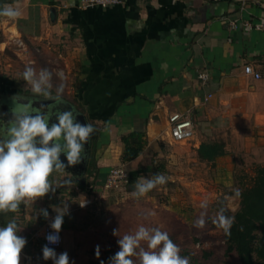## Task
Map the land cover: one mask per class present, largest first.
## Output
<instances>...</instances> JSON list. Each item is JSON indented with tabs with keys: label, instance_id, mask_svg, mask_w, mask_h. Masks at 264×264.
<instances>
[{
	"label": "crops",
	"instance_id": "crops-1",
	"mask_svg": "<svg viewBox=\"0 0 264 264\" xmlns=\"http://www.w3.org/2000/svg\"><path fill=\"white\" fill-rule=\"evenodd\" d=\"M78 2L0 0L22 13L16 20L0 17V120H8L18 93L42 100L22 80L25 66H32L62 71L64 94L76 99L64 97L65 104L96 129L82 180L70 167L54 173L51 179L59 185L54 193L21 205L17 213L0 214V226L17 219L19 234L43 258L42 228L55 217L53 209L67 203L62 243L54 250L66 251L70 264L89 247L117 248L118 190L105 187L111 168L124 166L129 181L151 169L152 158L166 159L169 169L185 151L221 180H233L238 172L251 176L256 164L264 165V0H123L104 8H80ZM232 21L263 25L232 30ZM245 65L260 78L246 75ZM201 71L209 77L204 85L197 79ZM59 83L54 75L53 92ZM186 111L194 134L181 153L171 146L167 118ZM132 131L143 132L146 144L137 158L123 163L121 137ZM203 142L221 143L224 154L213 162L200 160ZM69 179L73 183L65 184ZM40 209L48 210L49 219L38 215ZM96 210L100 222L93 225Z\"/></svg>",
	"mask_w": 264,
	"mask_h": 264
},
{
	"label": "clouds",
	"instance_id": "clouds-1",
	"mask_svg": "<svg viewBox=\"0 0 264 264\" xmlns=\"http://www.w3.org/2000/svg\"><path fill=\"white\" fill-rule=\"evenodd\" d=\"M21 14V9L15 4L0 5V17L16 20ZM54 75L60 83L55 85L53 92ZM22 80L34 97L52 103H41L35 107L33 100L18 93L11 98V118L6 122L0 120V214L3 215L17 213L21 205H33L38 199L54 193L59 185L54 186L53 174H64L67 168L82 163L85 146L96 131L91 123L79 122V114L74 109L61 108L65 104V76L62 71L57 70L54 74L48 68L37 71L32 66H25ZM69 175L72 176L71 173ZM169 179L163 173L140 176L133 182L132 196L139 200L158 186L165 185ZM64 183L71 184L73 179ZM84 206L85 202L81 204ZM53 210L56 215L50 223L53 231L46 236L48 244L59 243L68 205L64 203ZM38 215L49 219L47 209H40ZM150 215L153 213L146 214V218ZM233 222L232 217L223 214H218L214 221L226 233ZM194 226L203 228L205 220L200 218ZM20 232L15 217L5 226H0V264H21L27 239ZM113 235L119 236L118 231L113 230ZM119 237V251L109 258V264H190V258L182 256L179 245L159 227L140 224L134 232ZM42 255L45 261L52 260L53 264H70L66 251L58 255L47 244L42 248ZM95 255L97 258L100 256L99 245Z\"/></svg>",
	"mask_w": 264,
	"mask_h": 264
},
{
	"label": "rangeland",
	"instance_id": "rangeland-1",
	"mask_svg": "<svg viewBox=\"0 0 264 264\" xmlns=\"http://www.w3.org/2000/svg\"><path fill=\"white\" fill-rule=\"evenodd\" d=\"M64 97L76 102L73 95L63 94ZM174 145L178 147L177 152L185 146L184 142L171 144ZM187 153L185 151L181 159L173 160L169 169L166 168V159L152 158L158 168L161 166L160 170L154 172L148 165L140 176L163 173L170 179L145 197L137 200L132 196L133 182L138 177L129 179L126 187L118 190V235L134 232L140 224L159 227L179 245L181 255L190 258V264H238L234 253L225 255L223 229L217 227L214 221L220 214L217 209L219 203L222 202L230 212L238 209V184L249 176L238 172L233 180L231 177L221 180L211 174L207 165L193 163ZM148 213L153 215L146 218ZM92 214L91 222L97 225L100 222L99 212L96 210ZM200 218L205 220L203 228L194 226ZM92 241L99 243V239ZM99 248V258L95 255L96 246H92L84 254L75 255V264H109V258L119 251L118 244L115 251L105 252V247Z\"/></svg>",
	"mask_w": 264,
	"mask_h": 264
},
{
	"label": "trees",
	"instance_id": "trees-1",
	"mask_svg": "<svg viewBox=\"0 0 264 264\" xmlns=\"http://www.w3.org/2000/svg\"><path fill=\"white\" fill-rule=\"evenodd\" d=\"M123 163L137 158L142 152L146 141L144 133L132 131L121 137ZM198 158L213 162L216 157L224 154L223 145L217 142H203L197 149ZM152 169L158 168L152 161ZM253 174L239 182V206L234 212L225 209L221 202L217 206L220 214L232 217L234 222L230 231L223 230V239L226 245L225 255L234 253L238 264H264V165L256 164ZM132 176L131 178H135ZM129 185V184H128Z\"/></svg>",
	"mask_w": 264,
	"mask_h": 264
},
{
	"label": "built area",
	"instance_id": "built-area-1",
	"mask_svg": "<svg viewBox=\"0 0 264 264\" xmlns=\"http://www.w3.org/2000/svg\"><path fill=\"white\" fill-rule=\"evenodd\" d=\"M123 0H79L78 6L80 8L89 6H99V7H109L121 4ZM238 25L246 30L249 29H259L262 27L263 23L258 22L252 24L249 21H242L239 24L236 21L230 22V28L232 30L237 29ZM17 45L22 46L21 41L16 42ZM243 71L246 75L253 77L254 79L260 78V73L252 68L250 65H245ZM208 74L206 71H201L197 74V79L204 85L208 81ZM209 97V95H207ZM168 137L174 143L189 141L194 134V124L191 116V112H173L168 115ZM128 171L124 166H118L111 168L106 176L105 187L110 189H124L128 183ZM85 203H88L87 201ZM53 230L50 228V223L46 224L41 231V242L42 246L47 244L48 247L57 249L61 246L62 235L59 233V243L58 244H48L46 240L47 234L51 233ZM26 238V237H25ZM27 239V244L22 250V264H46L45 260L41 258L37 252L33 249V241L30 238Z\"/></svg>",
	"mask_w": 264,
	"mask_h": 264
},
{
	"label": "flooded vegetation",
	"instance_id": "flooded-vegetation-1",
	"mask_svg": "<svg viewBox=\"0 0 264 264\" xmlns=\"http://www.w3.org/2000/svg\"><path fill=\"white\" fill-rule=\"evenodd\" d=\"M27 98H29V99H31V100L34 101V106H35V107H39L41 103H43V104H50V103H52L51 101L34 100V98L29 97V96H28ZM61 108H70V106H67L66 104H64V105H61ZM71 109H72V108H71ZM75 112H76V111H75ZM6 115H7V117H6L7 119H10V118H11V113H10V111L7 112ZM87 150H88V148L85 146V153L87 152ZM61 159L64 160V162L66 163V159H65V158H62V157H61ZM82 167H83V163H80V164H78V165H76V166H74V167H70V168H73L75 171L78 172V174H77V178H78V180H81V179H80L81 173H79V171L81 172V168H82Z\"/></svg>",
	"mask_w": 264,
	"mask_h": 264
},
{
	"label": "water",
	"instance_id": "water-1",
	"mask_svg": "<svg viewBox=\"0 0 264 264\" xmlns=\"http://www.w3.org/2000/svg\"><path fill=\"white\" fill-rule=\"evenodd\" d=\"M53 17H54V12L51 11V12H50V18H53ZM76 113L79 114V116L77 117V119H78L79 122H81V123H87V122H86V119H85V117H84L83 114H81V113H79V112H76ZM88 143H89V142H88ZM88 143H87L86 147H88ZM83 178H84V168L82 167V168H81V176H80V179L82 180Z\"/></svg>",
	"mask_w": 264,
	"mask_h": 264
}]
</instances>
